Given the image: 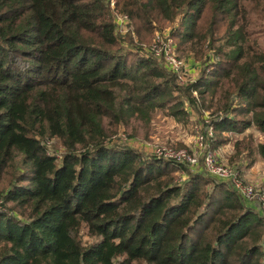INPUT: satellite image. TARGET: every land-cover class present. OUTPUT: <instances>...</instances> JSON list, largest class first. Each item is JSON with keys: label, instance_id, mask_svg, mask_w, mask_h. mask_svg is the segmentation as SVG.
Here are the masks:
<instances>
[{"label": "trees", "instance_id": "16d2710c", "mask_svg": "<svg viewBox=\"0 0 264 264\" xmlns=\"http://www.w3.org/2000/svg\"><path fill=\"white\" fill-rule=\"evenodd\" d=\"M164 22L196 78L132 41ZM158 108L206 113L211 149L264 134V0H0V264H264L254 205L121 144Z\"/></svg>", "mask_w": 264, "mask_h": 264}, {"label": "rangeland", "instance_id": "374dc122", "mask_svg": "<svg viewBox=\"0 0 264 264\" xmlns=\"http://www.w3.org/2000/svg\"><path fill=\"white\" fill-rule=\"evenodd\" d=\"M116 12L114 11V14ZM121 18V17H119ZM124 25L123 30L117 29V35L120 39L124 38L127 32V25ZM169 22L161 23L159 28H156L145 38H139L132 34V41L149 51L150 44L155 38L156 33L168 34V30L174 26ZM161 38V37H160ZM127 39H124L126 43ZM161 39H159L160 43ZM155 58L160 67L173 73L176 81L194 79L199 72L198 64L193 60L189 52L180 53L176 48L172 51L171 55L175 56L179 61V69L177 72L170 71L166 66L164 67L163 58H157L153 53L148 52ZM186 104V103H185ZM188 109V108H187ZM204 118L207 119L206 113H198L189 111L186 117H177L168 113L165 108L155 109L151 113L150 118L146 121L131 118L128 125H123L117 130V137L121 144L128 145L135 150H139L143 154L150 152L153 146L165 147L172 149H181L193 147L196 144L197 135H204L205 142L209 143V138H206L204 129ZM221 135L226 136L228 140L219 144L214 149H210L219 160L227 164L235 165L245 176V178L258 179L264 176V158L260 157L255 150V144L262 140L264 134L256 127L250 125L240 133L231 131H222ZM239 140L238 150L236 151L233 142ZM55 142L57 148L58 140L51 139L50 145ZM62 147L60 148V150ZM248 149L251 151L249 152ZM178 172V171H177ZM176 172V174H177ZM183 175L181 176V178ZM133 264V263H130Z\"/></svg>", "mask_w": 264, "mask_h": 264}, {"label": "built area", "instance_id": "2783aa9c", "mask_svg": "<svg viewBox=\"0 0 264 264\" xmlns=\"http://www.w3.org/2000/svg\"><path fill=\"white\" fill-rule=\"evenodd\" d=\"M114 20L118 30L124 29L122 22L127 25L124 14H116ZM159 39H161L160 43ZM152 41L148 52L153 53L157 58H163V66L172 72H177L179 61L171 55L174 50V42L171 36L167 33L165 35L156 33ZM204 133L206 138L212 137L211 127L205 128ZM197 137L193 147L172 149L171 147L165 148L155 145L148 154L182 163L190 170H203L206 174L226 182L245 202L254 205L255 209L264 216V176L255 180L245 178L235 165L227 164L216 158L210 150L209 143L205 142L204 135H197Z\"/></svg>", "mask_w": 264, "mask_h": 264}, {"label": "crops", "instance_id": "0c3cea01", "mask_svg": "<svg viewBox=\"0 0 264 264\" xmlns=\"http://www.w3.org/2000/svg\"><path fill=\"white\" fill-rule=\"evenodd\" d=\"M250 179H252V178H250Z\"/></svg>", "mask_w": 264, "mask_h": 264}]
</instances>
